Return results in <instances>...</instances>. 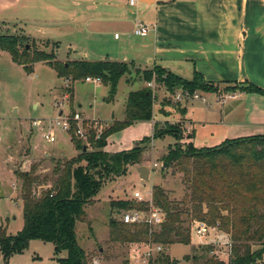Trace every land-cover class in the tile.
Segmentation results:
<instances>
[{
    "label": "rangeland",
    "instance_id": "rangeland-1",
    "mask_svg": "<svg viewBox=\"0 0 264 264\" xmlns=\"http://www.w3.org/2000/svg\"><path fill=\"white\" fill-rule=\"evenodd\" d=\"M77 2L82 4L81 9H76ZM95 2L98 5H93ZM109 2H121L122 8L106 5ZM128 5V0H0V35L27 36L30 53L35 49L53 50L55 60L61 63L107 58L134 64L130 74L119 80L114 93L110 92L109 85L102 82L77 79L71 82V94L65 88V78L58 77L55 69L48 63L33 62L32 72L27 73L22 65L11 60L8 52L0 50V227L11 235L22 226L20 182L13 174L15 169L28 170L31 164L41 163L38 172L45 173L51 168L53 160L71 158L78 153L71 141L73 130L68 134L55 128V141L48 142L44 139L50 120L61 112L66 115L76 112L85 120V127L99 122L105 128L124 118L125 99L129 91L136 90L137 87H150L154 96L153 117L155 118L158 110L157 116L162 121H156V117L153 121L134 122L107 135V144L103 147L107 153L127 151L134 146L147 145V149L140 163L130 164L124 175L109 177L103 181L95 202L86 208L91 229L84 222H76L77 242L84 249L87 262L92 257H98L99 264H135L136 261V264H141L140 258L146 251L152 254L150 264H162L158 260L161 254L173 264H230L232 247L241 242L233 241L231 234L220 229L218 222L211 225L205 222L210 227L209 234L199 237L193 232V225L200 220L186 215L182 219L184 226H188L190 231L188 245H163L161 253L153 249L151 242L109 240L108 220H119L115 209L109 206L111 200H130L135 190L143 195L151 190L153 194L154 187L157 186L169 201L179 205L188 192L183 172L176 161L169 160L170 165L162 166L163 162H168V147H174L176 140L171 135L153 138V125L157 123L160 129H179L182 137L187 138L191 133L186 128L188 125L181 107L190 101L191 96L179 99L178 95L183 92L188 95L197 93L206 102H195L196 106L215 108L220 106L215 103L218 95L226 91V87H220L219 84L216 92L209 94L199 90L191 92L176 86L168 90L163 83L155 81V78L146 82L138 76L136 68H143L148 63L146 57L152 48V38L150 33L145 37L132 34L135 20L148 24V17L141 12L145 6L143 3L137 2L134 7L130 6L132 13L128 11ZM50 6L60 11L51 12ZM115 33L118 34L116 39ZM54 44L58 46L55 47ZM128 78L132 81L130 84L126 83ZM149 82L151 86H148ZM190 112L188 110L187 114ZM194 128L196 134L192 142L196 148L213 147L224 141L216 133L209 134L206 129L200 130L198 124ZM73 134L75 135L74 132ZM144 137H149L150 141L145 143ZM77 138L87 146L89 136L85 139ZM109 140L112 145L127 149L110 148ZM180 145L182 149H187L183 143ZM141 165H145L150 171L147 181L138 176L137 167ZM40 188L42 190L40 186L35 188L36 193ZM248 243L252 250L260 247L256 242ZM58 256L52 243L31 240L22 252L13 254L7 262L0 250V264H61L57 261Z\"/></svg>",
    "mask_w": 264,
    "mask_h": 264
},
{
    "label": "trees",
    "instance_id": "trees-1",
    "mask_svg": "<svg viewBox=\"0 0 264 264\" xmlns=\"http://www.w3.org/2000/svg\"><path fill=\"white\" fill-rule=\"evenodd\" d=\"M27 38L0 35V50L8 52L11 60L22 65L27 73L32 72L33 62L44 61L55 69L58 77L70 78L71 82L86 77L96 78L109 85L110 92L114 93L119 80L129 75L134 67L132 62L109 59L61 63L55 60L53 50L35 49L30 53ZM136 74L146 82L155 78L168 90L175 86L191 92H216L218 89L217 83L205 80L197 71L191 78H184L161 65H153L142 71L136 68ZM68 89L72 94L71 87ZM226 91L264 96V90L250 82L233 83L226 86ZM153 101L150 87L129 91L124 118L103 128L97 138L95 129L90 128L85 151L84 142L71 132V141L78 151L75 156L53 160L45 173L38 172L41 163L31 164L28 170L19 168L13 171L20 182L23 224L11 235L0 227V250L6 262L13 254L22 252L29 241L40 240L54 245L55 254L59 255L57 261L61 264H88L86 253L77 242L76 222H84L91 229L86 208L95 202L103 181L124 175L130 164L140 163L147 149V145L134 146L127 151L107 153L103 150L107 144L106 137L134 122L152 120ZM152 135L155 139L171 135L176 140L174 147H168V162L163 163L170 165L169 160L176 161L183 172L188 192L178 205L169 201L163 190L155 186L152 194L154 204L165 213L160 227L151 230L145 224H125L110 218L107 224L109 240L151 242L162 246L188 245L190 231L182 219L186 215L210 225L218 222L220 229L231 234L233 241L241 242L233 245L230 264H264V135L225 139L213 147L196 148L188 143L185 144L188 150L181 148L183 137L179 129H160L155 123ZM143 139L145 143L150 141L149 137ZM37 186L42 187L38 193L35 191ZM109 206L115 212L144 209V204L133 199L111 200ZM248 242H256L260 247L252 250ZM158 260L162 264H173L163 254Z\"/></svg>",
    "mask_w": 264,
    "mask_h": 264
},
{
    "label": "crops",
    "instance_id": "crops-1",
    "mask_svg": "<svg viewBox=\"0 0 264 264\" xmlns=\"http://www.w3.org/2000/svg\"><path fill=\"white\" fill-rule=\"evenodd\" d=\"M137 2L145 5L141 12L147 14L152 27L148 63L140 69L161 65L184 78L197 71L220 87L250 82L264 90V0H136L135 5ZM81 5L77 2L76 9ZM106 5L122 8L121 2ZM128 6L132 13L134 6ZM50 9L60 11L53 6ZM218 96L225 98L222 103L215 102L219 107L196 106L195 102H206L204 97L181 107L192 134L181 139L183 146L193 144L195 124L224 140L264 135V96L239 91H222ZM157 115L158 110L156 121H162ZM108 147L127 149L112 145L110 140Z\"/></svg>",
    "mask_w": 264,
    "mask_h": 264
},
{
    "label": "built area",
    "instance_id": "built-area-1",
    "mask_svg": "<svg viewBox=\"0 0 264 264\" xmlns=\"http://www.w3.org/2000/svg\"><path fill=\"white\" fill-rule=\"evenodd\" d=\"M136 3V0H128V4L130 6H134ZM151 26L148 24H145L141 21L135 20L134 27L132 30V34L139 37H145L149 34L151 31ZM114 38H118V34H114ZM85 81H92V82H99L98 79L92 78V77H86L84 79ZM65 88L68 90V88L71 87V80L70 78H65ZM148 86H151V83H148ZM68 91H66V94ZM191 96L189 100H195V99H201L199 94L194 93L192 95H188L186 92H183L182 94L178 95L179 99H182L183 97ZM224 96H218L219 102H224ZM84 121L79 113H73L72 115H66L64 113H59L53 120H50L46 132L44 133L43 137L48 142H54L55 141V128H59L62 132H67L70 134V131L73 130L75 135L80 138H87L89 136V130L90 128L95 129L96 131V138L99 136L101 130L103 129V124H100L99 122H93L88 126H84ZM154 166H157L156 163H154ZM146 195H143L140 191L135 190L131 194V199L137 201L138 203L144 204V209H130V210H122L119 211L117 214L119 217V220L122 221L125 224H145L147 225L151 230L160 226L164 219L165 214L157 207L152 198V191L148 190L145 192ZM210 227L203 221H195V224L193 225V232L199 236L203 237L209 234ZM153 249H155L156 252H161L163 250L162 245L153 243ZM151 252L146 251L143 253V256L140 258L141 264H150L151 259ZM99 258L98 257H92L91 260L88 262V264H99ZM137 261L135 262V264ZM140 264V263H139Z\"/></svg>",
    "mask_w": 264,
    "mask_h": 264
},
{
    "label": "water",
    "instance_id": "water-1",
    "mask_svg": "<svg viewBox=\"0 0 264 264\" xmlns=\"http://www.w3.org/2000/svg\"><path fill=\"white\" fill-rule=\"evenodd\" d=\"M111 97H112V95H111ZM83 150L84 151L86 150V145L83 146ZM162 166L166 167L167 165L162 163ZM137 173H138V176L141 180L147 181L149 179L150 171L145 165L138 166L137 167ZM116 213L118 214L119 211H117Z\"/></svg>",
    "mask_w": 264,
    "mask_h": 264
}]
</instances>
